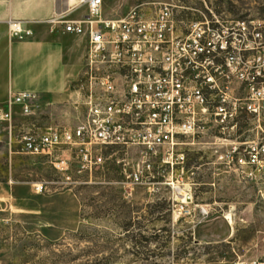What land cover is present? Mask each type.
<instances>
[{
  "label": "rangeland",
  "instance_id": "374dc122",
  "mask_svg": "<svg viewBox=\"0 0 264 264\" xmlns=\"http://www.w3.org/2000/svg\"><path fill=\"white\" fill-rule=\"evenodd\" d=\"M160 2L172 5L183 31L209 9L229 30L264 20V0H103V13L146 3L151 15ZM84 88L83 59L64 97L37 95L29 112L17 109L14 136L75 129ZM211 121L181 146L183 163L139 166L140 149L116 146L92 175L74 162L62 173L46 157L10 156L0 123V188L9 192L0 201V264H264V166L237 159L264 134L245 111L225 133L218 117Z\"/></svg>",
  "mask_w": 264,
  "mask_h": 264
},
{
  "label": "built area",
  "instance_id": "2783aa9c",
  "mask_svg": "<svg viewBox=\"0 0 264 264\" xmlns=\"http://www.w3.org/2000/svg\"><path fill=\"white\" fill-rule=\"evenodd\" d=\"M82 3L88 9L83 18L57 13L46 22L87 39L83 120L75 129L17 139L15 110L29 112L37 95L11 91L0 107L10 155L46 157L62 173L74 162L79 172L92 175L105 164V150L116 146L140 149L139 166L183 163L181 146L194 144L198 133L211 128L213 115L225 133L245 111L264 134V20L251 21L250 28L238 21L239 29L229 30L209 9L211 15L201 12L183 31L169 3L160 2L151 15L141 3L119 18L104 15L103 0ZM8 30L12 39L33 34L23 21H10ZM245 153L239 152L240 165L263 167L264 139L250 143Z\"/></svg>",
  "mask_w": 264,
  "mask_h": 264
},
{
  "label": "crops",
  "instance_id": "0c3cea01",
  "mask_svg": "<svg viewBox=\"0 0 264 264\" xmlns=\"http://www.w3.org/2000/svg\"><path fill=\"white\" fill-rule=\"evenodd\" d=\"M57 13L79 20L88 9L82 0H0V107L6 105L11 91L62 98L80 75L87 39L65 32L62 26L50 27L46 21ZM10 21H23L33 34L12 39ZM8 197L9 192L0 188V201Z\"/></svg>",
  "mask_w": 264,
  "mask_h": 264
}]
</instances>
